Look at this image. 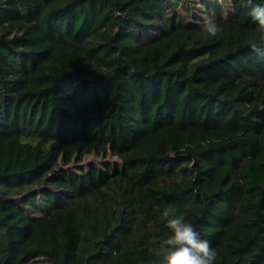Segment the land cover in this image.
<instances>
[{
    "label": "trees",
    "instance_id": "1",
    "mask_svg": "<svg viewBox=\"0 0 264 264\" xmlns=\"http://www.w3.org/2000/svg\"><path fill=\"white\" fill-rule=\"evenodd\" d=\"M247 12L0 0V264H162L149 249L166 211L215 264H264V55ZM89 155L120 163L72 167Z\"/></svg>",
    "mask_w": 264,
    "mask_h": 264
},
{
    "label": "clouds",
    "instance_id": "2",
    "mask_svg": "<svg viewBox=\"0 0 264 264\" xmlns=\"http://www.w3.org/2000/svg\"><path fill=\"white\" fill-rule=\"evenodd\" d=\"M247 5V15L257 25L258 33L250 41L249 47L252 52L264 55V4L247 0ZM201 24L206 38L217 37L222 32V28L211 16H204ZM163 215L170 235L153 241L156 246L149 249L161 259L162 264H215L216 249L207 240L200 238L192 223L187 222L183 215H175L172 211H166Z\"/></svg>",
    "mask_w": 264,
    "mask_h": 264
},
{
    "label": "rangeland",
    "instance_id": "3",
    "mask_svg": "<svg viewBox=\"0 0 264 264\" xmlns=\"http://www.w3.org/2000/svg\"><path fill=\"white\" fill-rule=\"evenodd\" d=\"M105 163H111V164H117L120 163V161L115 157H101L97 155H89L85 157L84 161L80 164H75L72 167H81L83 169H88L90 165H98V166H104Z\"/></svg>",
    "mask_w": 264,
    "mask_h": 264
}]
</instances>
